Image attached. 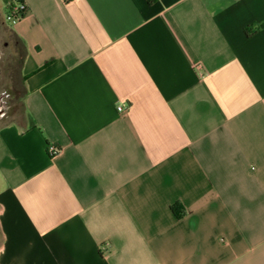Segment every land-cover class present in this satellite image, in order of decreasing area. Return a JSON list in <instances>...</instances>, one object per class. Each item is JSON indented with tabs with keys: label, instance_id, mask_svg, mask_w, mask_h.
<instances>
[{
	"label": "crops",
	"instance_id": "1",
	"mask_svg": "<svg viewBox=\"0 0 264 264\" xmlns=\"http://www.w3.org/2000/svg\"><path fill=\"white\" fill-rule=\"evenodd\" d=\"M20 1L0 264H264V0Z\"/></svg>",
	"mask_w": 264,
	"mask_h": 264
},
{
	"label": "rangeland",
	"instance_id": "2",
	"mask_svg": "<svg viewBox=\"0 0 264 264\" xmlns=\"http://www.w3.org/2000/svg\"><path fill=\"white\" fill-rule=\"evenodd\" d=\"M7 13L6 9L0 13V111L6 112L4 121H13L24 113V49L6 20Z\"/></svg>",
	"mask_w": 264,
	"mask_h": 264
},
{
	"label": "built area",
	"instance_id": "3",
	"mask_svg": "<svg viewBox=\"0 0 264 264\" xmlns=\"http://www.w3.org/2000/svg\"><path fill=\"white\" fill-rule=\"evenodd\" d=\"M66 1H72V0H66ZM28 11L27 5L20 0H11L8 5V13L6 16V20L11 24L15 25L19 21H21ZM126 108L124 106H118L119 112H124ZM49 152L52 156H55L60 153V149L56 147L55 145H51L49 147Z\"/></svg>",
	"mask_w": 264,
	"mask_h": 264
},
{
	"label": "trees",
	"instance_id": "4",
	"mask_svg": "<svg viewBox=\"0 0 264 264\" xmlns=\"http://www.w3.org/2000/svg\"><path fill=\"white\" fill-rule=\"evenodd\" d=\"M158 0H147V2L149 3V4H154V3H156ZM14 33V32H13ZM14 35L16 36V38L18 39V41L20 42V44L22 45V43H21V41L19 40V38L17 37V35L14 33ZM24 49V48H23ZM25 53H26V51L24 50V55H23V58H24V56H25ZM22 64H23V61H22ZM23 80L25 81V78L23 77ZM26 89H25V87H24V94L26 95ZM172 209L174 210V212H175V214L178 216V217H182L183 216V208L180 206V205H174L173 207H172Z\"/></svg>",
	"mask_w": 264,
	"mask_h": 264
}]
</instances>
